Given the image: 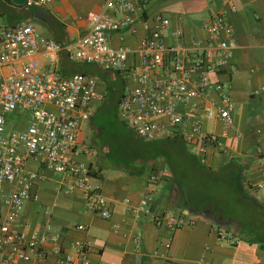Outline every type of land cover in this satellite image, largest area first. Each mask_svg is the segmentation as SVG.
Here are the masks:
<instances>
[{
    "label": "crops",
    "instance_id": "0c3cea01",
    "mask_svg": "<svg viewBox=\"0 0 264 264\" xmlns=\"http://www.w3.org/2000/svg\"><path fill=\"white\" fill-rule=\"evenodd\" d=\"M104 1L50 0L36 14L35 7L24 2L0 0V26L32 21L43 37L68 45L88 31V14ZM230 5L236 7L228 15L237 42L231 53L236 70H224L211 80L228 84L234 124L224 128L220 121H203V129L219 142L207 147L205 162L180 137L145 139L125 125L116 110L123 94L117 71L73 62L60 53L62 73L94 74L104 94L77 135L78 146L88 147L89 152H77L75 158L89 165L90 180L101 185L111 215L102 218L89 210L80 190L67 191L66 177L31 161L35 165L27 167L43 169L44 177L31 190L38 198L28 200L13 223L45 238L41 248L47 258L42 264H56L59 257L55 244L46 239L52 234L66 251L73 244L90 242V264H264V187L256 188L264 178V93H254L264 85V0H149L141 14L144 18L158 12L167 15L165 42L175 44L172 31L180 29L184 44L191 47L194 38H206L203 22ZM143 34L138 24L135 34L125 32V41L135 46ZM112 43L118 44L117 34L112 35ZM40 61L44 64L46 59ZM210 97L218 99L215 91ZM110 102L122 126L106 127L97 121L107 114L101 108ZM152 173L159 180L151 185ZM195 179L202 185H194ZM149 192H153L149 211H139L141 198ZM166 210L186 214L193 223L169 234L164 223L157 225L153 219ZM0 213H6L1 203ZM78 224L85 228L77 229ZM218 228L232 233L237 242H219ZM33 262L34 258L14 264Z\"/></svg>",
    "mask_w": 264,
    "mask_h": 264
},
{
    "label": "built area",
    "instance_id": "2783aa9c",
    "mask_svg": "<svg viewBox=\"0 0 264 264\" xmlns=\"http://www.w3.org/2000/svg\"><path fill=\"white\" fill-rule=\"evenodd\" d=\"M50 0H24L28 7L46 6ZM149 0H105L101 8L88 14V31L72 44L61 45L43 37L32 21L0 26V264L16 260L42 264L47 253L41 248L44 237L28 233L13 223L25 203L37 200L34 184L43 169L68 179L67 191L80 190L86 207L102 218L111 215L101 185L90 180L89 165L75 158L89 148L78 146L77 135L104 94L94 74H64L59 69L61 52L73 62L92 63L115 70L123 82V94L117 114L125 125L145 139L180 137L201 162L209 145L219 146L215 134L203 129V121H220L224 128L234 124L233 101L225 82H213L211 76L224 70L234 72L232 49L237 42L228 15L236 11L230 5L213 13L202 28L204 40L194 38L184 44L182 31L175 29V44H167L163 31L169 17L161 12L144 18ZM142 25L144 34L135 46L125 41V32L133 35ZM125 30V32H124ZM117 34L118 44L112 43ZM133 54L136 61L133 63ZM132 56V58H130ZM46 59L42 64L40 58ZM217 93V100L210 97ZM264 93V85L254 91ZM27 113L28 123H19ZM8 121L18 123L9 127ZM29 161L42 163L43 169L27 167ZM159 180L150 175L149 184ZM264 187V178L256 188ZM153 192L139 202V211L148 212ZM157 225L165 224L170 234L193 219L172 210L154 216ZM77 229H84L78 224ZM219 242L235 244L237 238L224 229L215 230ZM55 244L56 264H90V242L71 245V251L57 246L58 236L46 238Z\"/></svg>",
    "mask_w": 264,
    "mask_h": 264
},
{
    "label": "rangeland",
    "instance_id": "374dc122",
    "mask_svg": "<svg viewBox=\"0 0 264 264\" xmlns=\"http://www.w3.org/2000/svg\"><path fill=\"white\" fill-rule=\"evenodd\" d=\"M102 110L106 111L107 114L105 116L102 117H97V121L100 123H103L104 126L106 127H115V126H122L119 122H117V120L114 118V105H112V103L110 102V104H104L103 108H101ZM19 115V123L22 124L23 126H25L28 123V119H29V115L27 113H22V114H18ZM20 124L18 123H11L8 121V126L9 127H18L20 126ZM35 165L33 162L29 161L27 163V166H33ZM194 185H196V183L198 185H202L201 182L196 181V179L193 181H191ZM2 188L0 187V190Z\"/></svg>",
    "mask_w": 264,
    "mask_h": 264
},
{
    "label": "water",
    "instance_id": "95a60500",
    "mask_svg": "<svg viewBox=\"0 0 264 264\" xmlns=\"http://www.w3.org/2000/svg\"><path fill=\"white\" fill-rule=\"evenodd\" d=\"M14 1L17 3H23L24 2V0H14ZM43 10H44V8L42 6H36L34 9L36 14L39 12H42Z\"/></svg>",
    "mask_w": 264,
    "mask_h": 264
},
{
    "label": "trees",
    "instance_id": "16d2710c",
    "mask_svg": "<svg viewBox=\"0 0 264 264\" xmlns=\"http://www.w3.org/2000/svg\"><path fill=\"white\" fill-rule=\"evenodd\" d=\"M113 98V97H112ZM116 99V98H115ZM112 101V100H111ZM166 138H169V137H166ZM171 138H173V137H171Z\"/></svg>",
    "mask_w": 264,
    "mask_h": 264
}]
</instances>
